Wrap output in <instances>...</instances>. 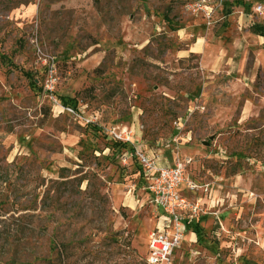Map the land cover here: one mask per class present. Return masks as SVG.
I'll return each mask as SVG.
<instances>
[{
	"label": "rangeland",
	"instance_id": "374dc122",
	"mask_svg": "<svg viewBox=\"0 0 264 264\" xmlns=\"http://www.w3.org/2000/svg\"><path fill=\"white\" fill-rule=\"evenodd\" d=\"M140 140L212 189L170 264H264V0H0V264H148Z\"/></svg>",
	"mask_w": 264,
	"mask_h": 264
},
{
	"label": "built area",
	"instance_id": "2783aa9c",
	"mask_svg": "<svg viewBox=\"0 0 264 264\" xmlns=\"http://www.w3.org/2000/svg\"><path fill=\"white\" fill-rule=\"evenodd\" d=\"M225 2L185 0V8L200 23L212 24ZM66 109L70 113H77L72 106H66ZM111 133L122 141H135L132 130L114 128ZM153 149L148 145L144 148L143 142L137 141L134 152L124 151L121 159L125 164L135 159L138 161L144 198L152 205L155 213V225L149 233L146 262L170 264L173 251L184 243L190 225L198 220L208 199L211 200L212 189L209 183L200 181L198 175L189 168L194 161L193 157L176 153L173 163L163 162Z\"/></svg>",
	"mask_w": 264,
	"mask_h": 264
}]
</instances>
